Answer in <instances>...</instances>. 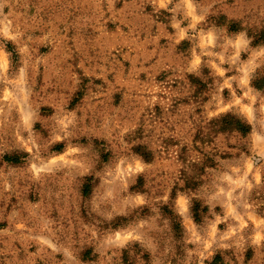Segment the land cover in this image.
<instances>
[{
	"label": "rangeland",
	"instance_id": "rangeland-1",
	"mask_svg": "<svg viewBox=\"0 0 264 264\" xmlns=\"http://www.w3.org/2000/svg\"><path fill=\"white\" fill-rule=\"evenodd\" d=\"M262 75L264 0H0V264H264Z\"/></svg>",
	"mask_w": 264,
	"mask_h": 264
},
{
	"label": "trees",
	"instance_id": "trees-1",
	"mask_svg": "<svg viewBox=\"0 0 264 264\" xmlns=\"http://www.w3.org/2000/svg\"><path fill=\"white\" fill-rule=\"evenodd\" d=\"M235 31V29L231 30ZM251 85L253 88L260 90L264 88V75L262 76H256L254 79L251 81ZM219 121L220 125L219 128L222 131H236L241 135H246L247 133L250 132V126L240 118L236 117L235 115H232L230 113H227L225 115L220 116V118L217 120ZM139 151V149H137ZM143 156V155H142ZM144 158V157H143ZM6 160L10 162H16V159H11L9 157H6ZM146 160V159H144ZM193 218L195 221H198V212L195 210L193 212ZM220 261V256L215 255L212 260L207 263V264H218Z\"/></svg>",
	"mask_w": 264,
	"mask_h": 264
}]
</instances>
